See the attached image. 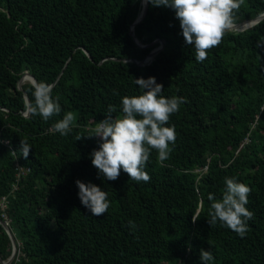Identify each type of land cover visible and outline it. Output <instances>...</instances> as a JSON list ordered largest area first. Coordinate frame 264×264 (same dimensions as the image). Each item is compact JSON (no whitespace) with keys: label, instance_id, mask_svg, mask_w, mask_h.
<instances>
[{"label":"trees","instance_id":"trees-1","mask_svg":"<svg viewBox=\"0 0 264 264\" xmlns=\"http://www.w3.org/2000/svg\"><path fill=\"white\" fill-rule=\"evenodd\" d=\"M142 1L0 0V219L17 243L11 264H203L201 249L212 252L209 264H264V18L228 31L201 63L175 10L149 0L133 30L145 47L136 44L130 28ZM262 14L264 0H244L234 24ZM154 40L163 48L138 65L160 46ZM25 72L54 84L59 115H24V92L34 104L31 82L18 89ZM149 77L166 98H186L166 125L176 143L163 162L151 152L149 182L123 170L108 181L92 165L99 138L89 136L110 105L121 118L122 98L142 94L134 79ZM67 112L75 119L62 136L54 124ZM21 141L31 146L27 158ZM232 177L252 189L243 238L208 223V195L222 199ZM76 180L108 193L104 215L82 205ZM12 249L0 224L1 260Z\"/></svg>","mask_w":264,"mask_h":264},{"label":"clouds","instance_id":"clouds-1","mask_svg":"<svg viewBox=\"0 0 264 264\" xmlns=\"http://www.w3.org/2000/svg\"><path fill=\"white\" fill-rule=\"evenodd\" d=\"M149 2L154 7L164 6L175 10L184 41L194 47L195 60L201 63L208 58L209 51L219 46L225 34L232 29L235 13L244 4V0H149ZM134 80L142 94L122 98L121 118L112 117L111 113L115 112L116 108L110 105L109 114L97 124L95 134L89 136L99 138L98 149H94L90 154L92 165L108 181L117 180L123 170L137 183L149 182L151 177L145 171V166L149 162L151 152L155 150L159 161L163 162L169 158L172 151L170 145L176 143L175 126L166 125L170 117L186 102V98L163 96L164 86L157 83L155 77ZM33 88L34 104H30L28 108L32 115H39L48 121L61 113L59 98H53L50 84L34 82ZM74 119L73 113L67 112L54 124L55 131L62 136L68 135L72 131ZM80 139L81 137H77V140ZM30 148V145L21 141V150L25 158ZM75 183L82 205L92 216L99 217L108 211L110 201L105 190L90 182L86 184L76 180ZM225 185L222 199H215L213 194L208 195V200L213 201L212 211L209 213L211 219L208 223L213 226L219 222L221 226L229 228L243 238L249 230L248 221L254 216L246 207L252 189L235 177L226 178ZM196 219L198 218L193 217V222ZM129 224L135 228L133 222L130 221ZM200 260L203 264H209L214 260L212 252L201 249Z\"/></svg>","mask_w":264,"mask_h":264},{"label":"water","instance_id":"water-1","mask_svg":"<svg viewBox=\"0 0 264 264\" xmlns=\"http://www.w3.org/2000/svg\"><path fill=\"white\" fill-rule=\"evenodd\" d=\"M142 4H143V9L141 11V13L139 14L138 18L135 20V22L132 24L130 30H131V35L134 37V33H133V30H134V26L136 24H138L139 22H141L143 20V18L145 17L146 13H147V9H148V0H143L142 1ZM264 18V14L256 17V18H253V19H249V20H245V21H242L240 23H237V24H233V27L232 29H244V28H248L250 26H254L255 24H257L260 20H262ZM134 40L136 42L137 45H139L140 47H145L143 45H141L139 43L138 40L135 39L134 37ZM160 42V40H154L151 44L149 45H153L155 43H158ZM163 48V43L161 42L160 43V46L158 47L157 50H153L151 51L142 61L140 62H137L138 65H145L147 62L151 61L152 58ZM24 79H27V81H30L32 84L34 82H37L36 79L34 78L33 75H31L30 73L28 72H25L23 74V76L19 79L17 85H18V89L19 90H22V83H23V80ZM52 87L54 86V84L51 85ZM24 97H25V100H26V104H27V110L26 112L24 113L25 116H29L31 113L28 111V108H29V105H30V100H29V97L27 95L26 92H24ZM0 224L1 226L4 228V230L6 231V233L9 235L10 239H11V242H12V255L10 256L9 260L7 262H4L3 260H1L0 258V263L2 264H11L17 254V243H16V240L9 228V225L0 219Z\"/></svg>","mask_w":264,"mask_h":264},{"label":"built area","instance_id":"built-area-1","mask_svg":"<svg viewBox=\"0 0 264 264\" xmlns=\"http://www.w3.org/2000/svg\"><path fill=\"white\" fill-rule=\"evenodd\" d=\"M21 173H22V172H21ZM15 189H16V187L13 188V190H15ZM2 203H3V204L6 203V198H5V197L2 198Z\"/></svg>","mask_w":264,"mask_h":264},{"label":"rangeland","instance_id":"rangeland-1","mask_svg":"<svg viewBox=\"0 0 264 264\" xmlns=\"http://www.w3.org/2000/svg\"><path fill=\"white\" fill-rule=\"evenodd\" d=\"M158 48H154V51L157 50Z\"/></svg>","mask_w":264,"mask_h":264},{"label":"bare ground","instance_id":"bare-ground-1","mask_svg":"<svg viewBox=\"0 0 264 264\" xmlns=\"http://www.w3.org/2000/svg\"><path fill=\"white\" fill-rule=\"evenodd\" d=\"M25 80H27V79H24L23 82H24Z\"/></svg>","mask_w":264,"mask_h":264}]
</instances>
